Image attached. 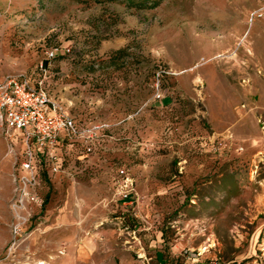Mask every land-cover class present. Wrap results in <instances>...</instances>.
<instances>
[{
	"label": "rangeland",
	"instance_id": "obj_1",
	"mask_svg": "<svg viewBox=\"0 0 264 264\" xmlns=\"http://www.w3.org/2000/svg\"><path fill=\"white\" fill-rule=\"evenodd\" d=\"M132 1L0 0V79L108 126L16 235L0 128V264H264V0Z\"/></svg>",
	"mask_w": 264,
	"mask_h": 264
},
{
	"label": "built area",
	"instance_id": "obj_2",
	"mask_svg": "<svg viewBox=\"0 0 264 264\" xmlns=\"http://www.w3.org/2000/svg\"><path fill=\"white\" fill-rule=\"evenodd\" d=\"M253 15H249V21ZM62 54L57 47L46 51L48 60ZM162 74H165L162 70L154 74L156 99L161 97L158 80ZM0 128L14 157L9 210L13 219L11 233L16 235L31 216L32 207L39 204L37 188L41 176L50 178L62 172L61 149L79 144L82 147L80 154L90 155L108 126L102 123L78 125L52 101L43 80L22 73L0 80ZM14 144L19 146L16 150Z\"/></svg>",
	"mask_w": 264,
	"mask_h": 264
},
{
	"label": "trees",
	"instance_id": "obj_3",
	"mask_svg": "<svg viewBox=\"0 0 264 264\" xmlns=\"http://www.w3.org/2000/svg\"><path fill=\"white\" fill-rule=\"evenodd\" d=\"M109 1V0H108ZM128 3H132V0H121ZM160 0H135V6L139 9H152L155 8Z\"/></svg>",
	"mask_w": 264,
	"mask_h": 264
},
{
	"label": "crops",
	"instance_id": "obj_4",
	"mask_svg": "<svg viewBox=\"0 0 264 264\" xmlns=\"http://www.w3.org/2000/svg\"><path fill=\"white\" fill-rule=\"evenodd\" d=\"M0 80H1V79H0ZM18 147H19V146H18L17 144H14V145H13V149H14V150H16ZM9 149H10V147H9Z\"/></svg>",
	"mask_w": 264,
	"mask_h": 264
},
{
	"label": "bare ground",
	"instance_id": "obj_5",
	"mask_svg": "<svg viewBox=\"0 0 264 264\" xmlns=\"http://www.w3.org/2000/svg\"><path fill=\"white\" fill-rule=\"evenodd\" d=\"M196 81L199 82L200 81L199 78H196Z\"/></svg>",
	"mask_w": 264,
	"mask_h": 264
}]
</instances>
